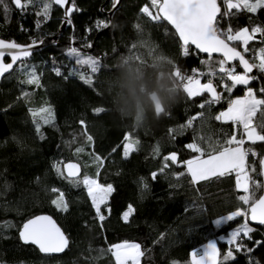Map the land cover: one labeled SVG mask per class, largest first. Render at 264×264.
Returning a JSON list of instances; mask_svg holds the SVG:
<instances>
[{
	"label": "trees",
	"instance_id": "obj_1",
	"mask_svg": "<svg viewBox=\"0 0 264 264\" xmlns=\"http://www.w3.org/2000/svg\"><path fill=\"white\" fill-rule=\"evenodd\" d=\"M217 2L225 11L223 0ZM6 3L7 14L0 7L1 39L27 44L57 35V42L26 60L28 66L36 68L40 86L22 83L26 76L20 68H14L0 82V264H115L108 248L124 241L141 245L144 255L140 264H179L212 239L217 240L221 252L233 248L234 258L219 264H264V227L250 226L251 239L243 238L242 251L218 240L247 220L241 216L220 224L215 221L238 207L247 208L238 200L244 193L236 189L235 173L194 186L187 174L179 178L175 175L186 173L183 161L198 154L187 148L188 144L196 142L207 149L209 143L223 142L231 134L240 138L242 126L217 121L215 116L227 107L235 92L247 87L264 98L259 91L264 88V73L253 69L251 75L257 79L248 86H237L231 93L221 86L218 73L212 79L223 98L200 108L209 95L190 98L182 87L177 93L174 65L191 75L195 68L218 71L222 58L205 56L191 46L184 55L183 45L164 20L152 21L141 13L143 6L151 8L150 0H121L111 20L106 15L111 0H74L78 11L71 14V23L61 34L57 31L63 13L56 4H52L45 20L35 14L38 8L22 12L12 0ZM152 11L155 14L156 9ZM37 20L41 21L39 27ZM99 21L110 26L98 29ZM257 25L264 27V8L256 13L236 12L221 19L218 27L224 30L231 26L235 31ZM89 43L91 48L87 47ZM233 46L242 51L241 44ZM70 47L98 58L104 66L92 75L91 85L79 78V72L86 76L90 73L67 55ZM261 47L264 38L257 34L245 54L250 62ZM228 65L242 73L238 64ZM54 68H60L62 75H57ZM74 68L79 72L72 75ZM201 79L207 81L209 76ZM41 108H51L54 120L50 124L41 122L37 132L32 111ZM96 108L105 111L96 114ZM197 113L203 116L192 126L181 128ZM258 122L264 121L258 117L254 123ZM85 133L93 137L91 142ZM126 133L139 141L138 150L128 158L123 156ZM157 147L158 155L154 151ZM244 147L257 153L256 157L249 156L247 163L256 168L250 175L262 185L259 161L264 156V142L252 144L246 140ZM77 148L83 151L77 153ZM172 152L177 153L178 163L153 180L151 173L158 172L163 157ZM96 156L103 160L102 167ZM67 161L81 165V178L88 175L101 184H112L114 191L107 207H102L104 221L96 218L86 188L72 185L53 167L59 163L63 169ZM53 188L64 192L66 212L52 203L58 196ZM250 191L258 198L262 188L253 186ZM129 204L135 211L125 221L123 213ZM40 213L51 215L68 237L69 246L61 255H42L33 245L19 240L22 223ZM5 222L10 226H4Z\"/></svg>",
	"mask_w": 264,
	"mask_h": 264
},
{
	"label": "snow or ice",
	"instance_id": "obj_2",
	"mask_svg": "<svg viewBox=\"0 0 264 264\" xmlns=\"http://www.w3.org/2000/svg\"><path fill=\"white\" fill-rule=\"evenodd\" d=\"M116 3H118V0H114L113 7H115ZM12 4L22 12L29 7L38 8L39 10L35 14L47 20L52 4L64 7L68 4V0H12ZM150 4L151 8L149 5H145L141 8V13L148 16L152 21L164 20L174 26L182 40L184 55H188L189 45L195 46L198 51L208 54L209 57L213 53H222L223 59L218 61V71L209 69L206 75L215 77L219 73L222 81L221 86L226 92L231 93L239 85L248 86L250 81L257 79V77L250 75L253 69L264 73V47L258 50V54L253 62L245 58V54L250 51V42L256 39L257 34H260L264 38V27L259 25L251 29L242 27L235 31L231 26L224 30L218 27L221 19L234 15L236 12L247 11L249 13H256L258 9L264 8V0H223L226 9L223 12L217 0H150ZM0 7L3 8L5 14L9 12L6 0H0ZM153 8L156 9L155 14L152 11ZM73 11H78L74 0L72 5L65 9V17L69 24L71 23L70 16ZM40 23L41 21L37 20V27L40 26ZM109 26L110 24L104 21L97 23L98 29ZM136 27L139 29L140 26L137 25ZM43 43V40L37 41L33 39L31 44L21 45L16 43L15 40L0 39V77L12 72L14 68H20L26 76V79L22 83L40 86V76L36 68L28 66L26 60L32 55V49L38 44ZM233 43L241 44L242 51H238L233 46ZM87 47L91 48L92 45L89 43ZM134 47L135 45H133ZM67 55L74 59L75 64L79 68L86 67L89 70L90 74L87 76L83 72H79L77 68H74L70 73L75 75L79 72V78L89 85L93 83L92 75L98 73L104 67L98 58L86 56L76 47H70L67 50ZM5 57H9L11 62L5 63ZM237 60L243 67L242 73H238L234 66H228L230 61ZM53 71L57 75H62L60 68H54ZM203 75L205 73H200L195 69L192 70L191 75H185L179 67L174 65V76L188 97H198L205 93L209 95L210 99L200 104V108H204L205 104L217 103L223 98L222 93L217 91V86L214 84L213 79L209 78L207 82H201V76ZM259 91L264 93V88H261ZM23 95L26 97L28 93H23ZM103 111H105L103 108L94 109L96 114H100ZM157 111L159 112L160 109L158 108ZM32 115L36 122L37 132L40 131L41 122L43 124H50L54 120L51 108H41L38 111H32ZM202 116L203 113H197L196 116L189 119L187 124L182 125L181 128L192 126L193 121ZM258 117L264 121V98H258L253 88L247 87L244 96L229 100L227 109L215 116V120L217 121H231L242 126L243 133L240 138L238 139L236 134H231L223 142L217 140L215 143H209L207 149L196 142L188 144L187 148L199 153V155L183 161L186 173L175 174L177 178L187 174L190 176V183L194 186L202 181L235 173L236 189L242 190L244 193V195L238 196V200L243 205H246L247 208L238 207L227 216L217 220V224L224 221H232L236 217L250 216L251 220L258 221L264 225V195L256 198L255 192L250 191V188L253 186L260 188L264 187V185L253 180L250 172H256V168L247 163L249 155L256 156L257 153L251 148L246 149L243 147L246 140L252 144H255L257 141L264 142V122L254 123ZM80 124L84 126V120H81ZM171 131L173 130L170 129ZM86 140L91 142L93 137L86 134ZM124 140L123 156L124 158H128L133 152L138 150L139 141L138 139H133L130 133L125 134ZM82 151L83 148L76 149L77 153ZM154 151L155 154H159L158 147ZM205 155L207 158L202 159ZM95 159L99 162V166L102 167L103 160L99 156H96ZM177 163V153L172 152L164 156L163 164L158 172L151 173L152 179L156 180L159 174H164L166 169ZM259 164L261 168L260 174L264 175V158L260 159ZM53 167L60 176L67 179L72 185H83L86 188L87 195L95 210L96 218L101 222L104 221L106 217L103 214L102 207H107L108 198L114 191L112 184H101L98 179L88 175H84L81 178L80 165L76 163L69 162L64 164L63 169L59 163L54 164ZM98 175L99 173H97ZM147 187L148 185L144 183L143 188L147 189ZM51 191L58 193L57 198L53 199L52 203L57 208L66 212L68 210V203L65 200L64 192L56 188L51 189ZM134 211L133 206L129 204L127 210L123 213V219L127 221ZM4 226L10 225L8 222H5ZM252 231L253 229L248 226L246 220L244 224L229 234L227 243L232 245L237 251H242L245 249L243 238L251 239L250 233ZM19 235L24 243L38 245L42 253H60L69 246L68 237L50 216H35L27 220L23 224ZM108 251L115 258L116 264H140V258L144 255L140 244L128 241L112 244L108 248ZM248 251H251V249H248ZM191 258V264H219L220 251L217 248L216 240H210L202 249L194 250L191 253ZM233 258V248H229L223 256V261Z\"/></svg>",
	"mask_w": 264,
	"mask_h": 264
},
{
	"label": "water",
	"instance_id": "obj_3",
	"mask_svg": "<svg viewBox=\"0 0 264 264\" xmlns=\"http://www.w3.org/2000/svg\"><path fill=\"white\" fill-rule=\"evenodd\" d=\"M113 4H114V0H111V8H110V10L106 13V15H107V17L109 18V20H111V17H112V15L114 14V12L120 7L121 0H118V3L115 4V7H113ZM71 5H72V0H68V4H66L64 7H61L60 5H56L58 8H60V9L62 10V13H63V22H62V24L60 25V27H59V29H58V31H57V34H61V33H63L64 30L67 28V26H68V24H69V23H67V20H66V17H65V9H66L67 7H70ZM73 12H74V11H73ZM73 12H72V13H73ZM165 22H166V23H167V24H168V25L174 30V32L176 33L178 39L180 40L181 44L183 45L182 40L180 39L178 33L176 32L174 26H172L171 24H169L167 21H165ZM109 24H110V23H109ZM0 39H1V38H0ZM4 40H6V39H4ZM40 40H43L44 43H43V44H38L36 47H34V48L32 49V55H33L35 52H39V51L45 49L46 47H49V46H53V45H55L56 42H57V35L46 36V37H44V38H42V39H40ZM9 41H10V40H9ZM38 41H39V40H38ZM29 44H31V42H30V43H27V44H21V45H29ZM189 46H191V47L194 48L196 51H198V50L195 48V46H193V45H189ZM237 50H238V51H241L240 49H237ZM198 52L201 53V54H203V55H205V56H209V55L206 54V53H203V52H200V51H198ZM32 55H31V56H32ZM31 56H29L28 58H30ZM211 56L221 57V58L223 59V55H222V53H213ZM28 58H27V59H28ZM245 58L247 59L246 56H245ZM8 62H11V61H10V58H9V57H5V63H8ZM229 64H238V65L240 66L242 72H243V67L239 64V61H238V60H237V61H230ZM252 73H253V72H252ZM252 73H251V74H252ZM8 74H9V73H6L3 77H0V82H1V80H2L6 75H8ZM251 74H250V75H251ZM262 158H264V156H263ZM69 162L79 164V163L76 162V161H67V162L63 163V166H64V164H67V163H69ZM79 165H80V164H79ZM260 172H261V168H260ZM81 174H82V168H81V165H80V175H81ZM65 175H66V172H65ZM260 176H261V183H262V185H264V175H261V174H260ZM261 188H262V191H261V194H260V195H264V187H261ZM258 198H259V197H258ZM41 215H43V216H50V217L53 219V221L56 222V220H55L51 215H49V214H47V213L36 214V215L30 217L29 219L34 218L35 216H41ZM29 219H27V220H29ZM27 220H25V221L22 223V225H21V227H20V229H19V231H18V237H19V240L21 241V243H23V244H27V245H33V246H34V247H35V248H36V249H37L42 255H49V256H53V255H61L62 253L65 252V250H66L68 247H67L63 252H60V253H42V252L39 250L38 245H35V244H32V243H24V242L20 239V235H19V233H20V230H21L23 224H24ZM247 222H248V224H249L250 226H253V227H255V226H261V227H264V225L260 224L258 221H253V220H251V219H250V216L247 217ZM56 224H57V226H59L57 222H56ZM59 227H60V226H59ZM60 228H61V227H60ZM61 230H62V228H61ZM62 231H63V230H62ZM65 235H66V234H65Z\"/></svg>",
	"mask_w": 264,
	"mask_h": 264
},
{
	"label": "rangeland",
	"instance_id": "obj_4",
	"mask_svg": "<svg viewBox=\"0 0 264 264\" xmlns=\"http://www.w3.org/2000/svg\"><path fill=\"white\" fill-rule=\"evenodd\" d=\"M227 107H228V105H227ZM227 107L226 108H224L223 110H221V111H224V110H226L227 109ZM159 108V107H158ZM38 111V110H37ZM220 111V112H221ZM219 112V113H220ZM218 113V114H219ZM225 216H227V215H225ZM222 217H224V216H222ZM221 218V217H220ZM220 218H217L215 221H217V220H219ZM246 221V220H245ZM245 221L242 223V224H244L245 223ZM242 224H240V225H242ZM239 225V226H240ZM238 226V227H239ZM248 226L250 227V225L248 224ZM238 227H236V228H238ZM235 228V229H236ZM235 229H233V230H235ZM233 230H231L230 232H228V234H225V235H221V238H219L218 240H220V241H222V240H225V241H227V238H228V236H229V234L233 231ZM212 240H214V239H212ZM210 241V240H209ZM209 241H207V242H205L203 245H201L198 249H195V250H200V249H202L204 246H206L207 245V243L209 242ZM216 242H217V240H216ZM119 243H122V242H119ZM130 243H134V242H130ZM116 244H118V243H116ZM217 248L219 249V251H220V261L219 262H225V261H223V256L227 253V251L229 250V249H226V250H224L223 252H221V250H220V248H219V246H218V243H217ZM194 251V250H193ZM192 251V252H193ZM191 252V253H192ZM112 258H113V260H114V263L116 264V262H115V258L112 256ZM191 254H190V257H189V259L187 260V261H185V262H179V264H191ZM230 260V259H229Z\"/></svg>",
	"mask_w": 264,
	"mask_h": 264
},
{
	"label": "crops",
	"instance_id": "obj_5",
	"mask_svg": "<svg viewBox=\"0 0 264 264\" xmlns=\"http://www.w3.org/2000/svg\"><path fill=\"white\" fill-rule=\"evenodd\" d=\"M258 54V52L256 53V55ZM201 82L202 83H205V82H207V81H203L202 79H201ZM246 91H247V88H245L244 90H243V92H235L234 93V95H233V98L232 99H235L236 97H242V96H244L245 95V93H246ZM259 98V97H258ZM197 155H199V153L197 154ZM196 155V156H197ZM193 158V157H192ZM192 158H190V159H192ZM207 158V156L205 155L204 157H202V159H206ZM189 160V159H188ZM240 225V224H239ZM239 225H237V226H235L233 229H235L236 227H238ZM233 229H231V230H233ZM230 230V231H231ZM229 231V232H230ZM228 234V233H227ZM219 238H221V236H219L218 237V239ZM222 241H224V242H226L227 243V241H225V240H222ZM228 244V243H227Z\"/></svg>",
	"mask_w": 264,
	"mask_h": 264
},
{
	"label": "built area",
	"instance_id": "obj_6",
	"mask_svg": "<svg viewBox=\"0 0 264 264\" xmlns=\"http://www.w3.org/2000/svg\"><path fill=\"white\" fill-rule=\"evenodd\" d=\"M229 66V65H228ZM229 67H231V66H229ZM195 70H197L198 72H200V73H205V74H207L209 71H206V72H204V71H201V70H199V69H197V68H195ZM209 78H214V77H209ZM243 147H244V145H243ZM244 148H246V147H244ZM246 149H248V148H246ZM249 156H252L251 154L249 155ZM257 156V155H256ZM256 156H252V157H256Z\"/></svg>",
	"mask_w": 264,
	"mask_h": 264
},
{
	"label": "clouds",
	"instance_id": "obj_7",
	"mask_svg": "<svg viewBox=\"0 0 264 264\" xmlns=\"http://www.w3.org/2000/svg\"><path fill=\"white\" fill-rule=\"evenodd\" d=\"M179 88H180V86L178 85L176 88L177 93L179 92ZM158 117H159V114H158Z\"/></svg>",
	"mask_w": 264,
	"mask_h": 264
}]
</instances>
